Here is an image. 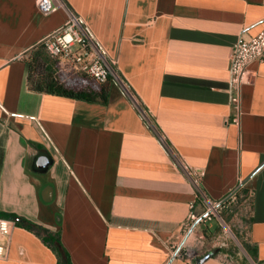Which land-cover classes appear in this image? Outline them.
I'll return each instance as SVG.
<instances>
[{
  "label": "crops",
  "instance_id": "1",
  "mask_svg": "<svg viewBox=\"0 0 264 264\" xmlns=\"http://www.w3.org/2000/svg\"><path fill=\"white\" fill-rule=\"evenodd\" d=\"M61 1L41 14L36 0H0V212L25 222L13 226L0 264H59L47 232L59 235L69 264H220L184 253L199 233L219 246L221 221L242 241L241 264H264V60L249 65L239 123L225 122L234 113L231 46L264 28V0ZM69 10L115 58L150 124L111 78L95 100L29 87V53ZM158 134L203 170L200 192ZM40 155L46 168L35 165ZM233 191L237 208L228 202L197 223L173 257L204 198Z\"/></svg>",
  "mask_w": 264,
  "mask_h": 264
},
{
  "label": "built area",
  "instance_id": "2",
  "mask_svg": "<svg viewBox=\"0 0 264 264\" xmlns=\"http://www.w3.org/2000/svg\"><path fill=\"white\" fill-rule=\"evenodd\" d=\"M61 5V0H36L37 10L41 14L53 13ZM41 43L46 54L54 60L56 72L61 81H68L72 78L83 76L96 83H100L111 78L120 84L129 96L134 107L147 120V123L150 124L142 104L121 80L116 69L115 58H111L106 53L96 37L77 14L69 10L65 22L45 36ZM263 60L264 28L255 36L248 38L239 37L232 44L229 56V104L234 108V113L225 118V122L233 124L239 123L241 87L249 83L252 79L249 65L252 62L260 63ZM158 136L181 170L190 178L192 184L200 192L198 185L201 177L204 175L203 170L189 166L169 147L161 134H158ZM236 197L237 193L233 191L225 199L220 201H211L204 198L206 210L200 216L190 214L187 228H190L192 223L199 218V222H206L219 216L222 207L230 200L233 201ZM14 225V220L0 217V258L6 255ZM194 231L195 227L192 232ZM196 241L197 246L194 249L185 250L184 253L185 257L190 260L211 253L213 247L216 246L214 242L208 245L205 242L204 235L201 233L197 234ZM219 245L224 246L226 242L222 241ZM217 256L219 257L220 264H238L225 253H218Z\"/></svg>",
  "mask_w": 264,
  "mask_h": 264
},
{
  "label": "trees",
  "instance_id": "3",
  "mask_svg": "<svg viewBox=\"0 0 264 264\" xmlns=\"http://www.w3.org/2000/svg\"><path fill=\"white\" fill-rule=\"evenodd\" d=\"M27 62L28 83L29 87L33 90L84 100H95L97 97L105 96L107 93L106 86L108 83H110V78H108L104 82L96 83L95 88L89 86L78 87L76 85H73L75 82L74 79L77 80V77L68 81H61L60 78L57 76L55 62L46 54L42 43H39L36 48L32 50L31 53H29ZM34 68H40L41 72H38L35 75ZM0 217L10 219L13 216L11 214L0 212ZM15 223L22 225L25 222L21 221ZM26 225L29 226V224L27 223ZM44 240L52 248L53 252L58 258L59 264H69L67 254L61 247L58 234L51 235L47 232L46 236L44 237ZM218 253L227 254L238 264H241L243 259L239 256L238 250H236V248L229 243H226V245L224 246L219 245L215 247V249L210 253V255L214 256Z\"/></svg>",
  "mask_w": 264,
  "mask_h": 264
},
{
  "label": "rangeland",
  "instance_id": "4",
  "mask_svg": "<svg viewBox=\"0 0 264 264\" xmlns=\"http://www.w3.org/2000/svg\"><path fill=\"white\" fill-rule=\"evenodd\" d=\"M38 72H41V69L40 68H36V69L34 68L35 75ZM240 199H241V197H239L237 195V197L233 201L230 200L229 201L230 209L235 210L237 208L236 206L238 205ZM214 222L215 221H212L211 223L213 224ZM221 223H222V225L220 226V230H219L220 238H219V240H216V241L217 242L224 241L226 243L232 244L236 248V250H242L243 249L242 245H241L242 241H240V238L238 240V238L236 239L234 237L236 235V230L232 226V224L229 222H226V224H225L222 221H221ZM205 242L208 243V245L211 243L210 241H205Z\"/></svg>",
  "mask_w": 264,
  "mask_h": 264
},
{
  "label": "water",
  "instance_id": "5",
  "mask_svg": "<svg viewBox=\"0 0 264 264\" xmlns=\"http://www.w3.org/2000/svg\"><path fill=\"white\" fill-rule=\"evenodd\" d=\"M50 164L49 158L45 155H40L38 156V158L35 161V165L37 168L42 169V168H46L48 165ZM12 220H14V217H11ZM200 221V218L197 219L189 228V230L187 231V233L184 236V240L182 241V243L180 245H178V247L175 249L174 253H173V257L177 255V253L179 252V250L181 249V247L184 244V241L187 239V237L192 233L195 225ZM210 253L205 254L204 256L200 257L197 259V261L199 263H203L205 260H207L208 258H210Z\"/></svg>",
  "mask_w": 264,
  "mask_h": 264
}]
</instances>
